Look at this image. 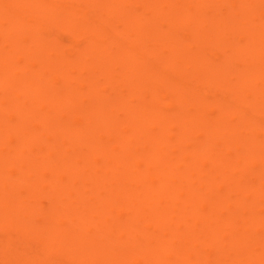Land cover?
I'll return each instance as SVG.
<instances>
[{"label":"bare ground","instance_id":"obj_1","mask_svg":"<svg viewBox=\"0 0 264 264\" xmlns=\"http://www.w3.org/2000/svg\"><path fill=\"white\" fill-rule=\"evenodd\" d=\"M0 264H264V0H0Z\"/></svg>","mask_w":264,"mask_h":264}]
</instances>
